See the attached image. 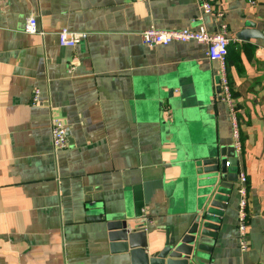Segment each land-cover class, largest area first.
<instances>
[{
  "label": "crops",
  "instance_id": "0c3cea01",
  "mask_svg": "<svg viewBox=\"0 0 264 264\" xmlns=\"http://www.w3.org/2000/svg\"><path fill=\"white\" fill-rule=\"evenodd\" d=\"M209 2L211 14L199 0H0V264H131L111 250L104 224L88 219L91 202L145 221L151 247L191 226L202 190L196 163L234 147L219 66L202 44L147 47L141 33H214L221 23L248 179V250L237 239L235 181L204 264H264V0ZM31 17L37 34L25 32ZM62 28L84 42L61 47ZM249 30L256 39L239 38ZM54 119L69 138L57 153Z\"/></svg>",
  "mask_w": 264,
  "mask_h": 264
},
{
  "label": "water",
  "instance_id": "95a60500",
  "mask_svg": "<svg viewBox=\"0 0 264 264\" xmlns=\"http://www.w3.org/2000/svg\"><path fill=\"white\" fill-rule=\"evenodd\" d=\"M250 31L242 32L239 38L256 39ZM195 170L202 190L194 221L186 231L167 233L161 246L149 244L145 221L128 214L115 216L98 202L87 206L88 219L104 224L111 250L128 255L131 264H204L206 254L212 252L231 190L238 179L239 159L234 147H215L196 163Z\"/></svg>",
  "mask_w": 264,
  "mask_h": 264
},
{
  "label": "built area",
  "instance_id": "2783aa9c",
  "mask_svg": "<svg viewBox=\"0 0 264 264\" xmlns=\"http://www.w3.org/2000/svg\"><path fill=\"white\" fill-rule=\"evenodd\" d=\"M134 2H143L146 0H132ZM201 8L205 14H211L214 9L209 0H199ZM250 4L255 6L256 0H249ZM222 17V14H218ZM27 34L39 33L35 18L31 17L25 25ZM86 34L73 32L68 28H62L58 33L59 45L63 48L75 49L82 44ZM141 40L147 47L168 46L173 43H190L195 42L206 46V56L219 66V99L229 108L233 124L234 148L237 157L243 152V142L241 138V127L235 110L233 90L230 85L227 66L229 56V30L225 23H221L216 32H209L204 27L198 30L192 29H174L164 30L150 26L141 33ZM78 58L75 57L69 64L68 74L72 75L77 66ZM40 99V92L36 91L31 97V103L36 104ZM52 147L54 152H60L69 147L68 128L59 120H52ZM248 179L245 172L239 170L237 179V194L239 196L238 215H237V239L238 244L243 252L248 250Z\"/></svg>",
  "mask_w": 264,
  "mask_h": 264
},
{
  "label": "trees",
  "instance_id": "16d2710c",
  "mask_svg": "<svg viewBox=\"0 0 264 264\" xmlns=\"http://www.w3.org/2000/svg\"><path fill=\"white\" fill-rule=\"evenodd\" d=\"M229 58V57H228ZM228 60V59H227ZM227 70H228V66H227ZM228 72V71H227ZM230 81V80H229ZM230 85H231V83H230ZM231 88H232V86H231ZM233 98H234V94H233ZM235 110H236V106H235ZM236 114H237V111H236ZM237 117H238V115H237Z\"/></svg>",
  "mask_w": 264,
  "mask_h": 264
}]
</instances>
